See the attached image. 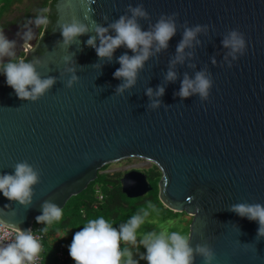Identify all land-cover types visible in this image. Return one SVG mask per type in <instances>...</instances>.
I'll return each instance as SVG.
<instances>
[{
    "label": "water",
    "instance_id": "obj_1",
    "mask_svg": "<svg viewBox=\"0 0 264 264\" xmlns=\"http://www.w3.org/2000/svg\"><path fill=\"white\" fill-rule=\"evenodd\" d=\"M54 7L44 53L0 76V222L21 233L4 264L36 220L131 158L153 163L161 203L193 218L187 243L151 264H264V0ZM120 184L129 199L154 189L138 170Z\"/></svg>",
    "mask_w": 264,
    "mask_h": 264
},
{
    "label": "trees",
    "instance_id": "obj_2",
    "mask_svg": "<svg viewBox=\"0 0 264 264\" xmlns=\"http://www.w3.org/2000/svg\"><path fill=\"white\" fill-rule=\"evenodd\" d=\"M22 2L23 0H11L2 5L0 28L5 13L14 4H21ZM56 2L57 0H43L42 3L44 9L51 7L52 10L48 19L50 22L48 32L51 30V24L56 21V14L54 13ZM18 64L19 62L15 61L0 67V76L13 74L18 68ZM106 168L104 167L101 171ZM101 171H99L96 181L92 182L87 190L71 198L65 208L51 217V220L42 223L35 221L34 226L41 225L47 237L41 252L42 264H69L72 259L85 264H95L103 258L108 259L112 256L101 255L95 260L89 258L82 260L81 255L88 248V245L82 242L84 238H91L98 244L115 238L120 241L119 251L124 252L127 248L124 241H128L129 244L138 243L143 232L146 233L155 228L151 223L143 221L145 217L154 219L158 213V216H161L159 224H164L169 220L176 219L179 215L185 214L173 212L162 205L158 189L162 174L155 165L146 171L149 181L154 187L153 191L146 198L137 200H130L122 193L121 174L112 177L108 174H101ZM99 195L103 196L102 200L99 199ZM151 208L155 211V215H151ZM141 213L146 214V216ZM190 224L191 222L188 224V228ZM62 247L69 256L66 262H60L57 257Z\"/></svg>",
    "mask_w": 264,
    "mask_h": 264
},
{
    "label": "rangeland",
    "instance_id": "obj_3",
    "mask_svg": "<svg viewBox=\"0 0 264 264\" xmlns=\"http://www.w3.org/2000/svg\"><path fill=\"white\" fill-rule=\"evenodd\" d=\"M9 1L11 0H0V10L2 5L8 3ZM40 1L42 0H23L21 4H14L11 9L5 13L3 22L11 19L15 14H19V12L24 11L27 6H33L34 3H38ZM153 165V163L146 160L131 158L109 164L105 166L107 168L104 171H101L104 168L103 167L100 170V173L108 174L112 177H116L117 174H121L122 176L120 177L122 178L126 172L131 170H138L146 174V171L153 168ZM149 194H151V192ZM149 194L142 198H146ZM150 211L151 215H155V211L152 210V208ZM143 215L146 216V214ZM51 219V217H47V219L41 218L37 221L42 223ZM160 219L161 216H158V213H156V217H154V219L145 217L143 221L151 223V225H154L155 228H152L149 232H143L140 235L141 239L138 243L129 244L128 241H124V244H127V248L124 252L118 251L113 254L111 258H103L95 264H151L158 257H172L177 249L187 243L189 236L188 224L193 218L187 214H183L179 215L176 219L167 221L164 224H159ZM67 240L69 241V238H67ZM82 242L88 245V248H86L81 255L82 260H85L86 258L95 260L101 256L99 248L102 244H98L97 241L91 238H84ZM69 264L85 263L72 259Z\"/></svg>",
    "mask_w": 264,
    "mask_h": 264
},
{
    "label": "flooded vegetation",
    "instance_id": "obj_4",
    "mask_svg": "<svg viewBox=\"0 0 264 264\" xmlns=\"http://www.w3.org/2000/svg\"><path fill=\"white\" fill-rule=\"evenodd\" d=\"M42 3L43 0L38 3H34L33 6H27L24 11L19 12V14H15L11 19L2 23L0 28V37L2 38L5 50L3 52L4 56H1L0 60L12 59V61L0 67L12 64L15 61H18L20 64V60L23 59L24 61L22 62L28 64L29 62L38 59V57L44 53L43 42L49 37L56 21L51 24V30L48 32V28L50 26L48 19L50 14H52V10L51 7L44 9L42 7ZM54 13L56 14L55 7ZM40 25V37L36 46L32 48V53L29 54V58L25 60L28 53L21 54L19 58H16V54L20 50V43L26 39L31 41L33 39L34 29ZM42 37L43 39H41Z\"/></svg>",
    "mask_w": 264,
    "mask_h": 264
},
{
    "label": "built area",
    "instance_id": "obj_5",
    "mask_svg": "<svg viewBox=\"0 0 264 264\" xmlns=\"http://www.w3.org/2000/svg\"><path fill=\"white\" fill-rule=\"evenodd\" d=\"M102 200L103 196L99 195ZM21 237V233L0 222V264H4L8 258V250ZM47 237L41 225H33L31 233L21 248L11 256V264H42L43 258L41 252L44 249V241ZM60 262H66L69 256L62 247L57 254Z\"/></svg>",
    "mask_w": 264,
    "mask_h": 264
}]
</instances>
